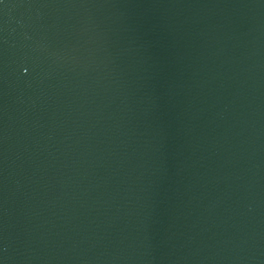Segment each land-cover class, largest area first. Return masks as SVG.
Instances as JSON below:
<instances>
[{
	"label": "water",
	"instance_id": "obj_1",
	"mask_svg": "<svg viewBox=\"0 0 264 264\" xmlns=\"http://www.w3.org/2000/svg\"><path fill=\"white\" fill-rule=\"evenodd\" d=\"M0 264H264V0H0Z\"/></svg>",
	"mask_w": 264,
	"mask_h": 264
}]
</instances>
